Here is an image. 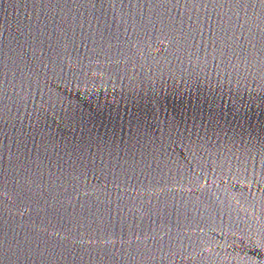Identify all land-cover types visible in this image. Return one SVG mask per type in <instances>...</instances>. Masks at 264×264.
Here are the masks:
<instances>
[{
  "label": "water",
  "instance_id": "obj_1",
  "mask_svg": "<svg viewBox=\"0 0 264 264\" xmlns=\"http://www.w3.org/2000/svg\"><path fill=\"white\" fill-rule=\"evenodd\" d=\"M0 264H264V0H0Z\"/></svg>",
  "mask_w": 264,
  "mask_h": 264
}]
</instances>
